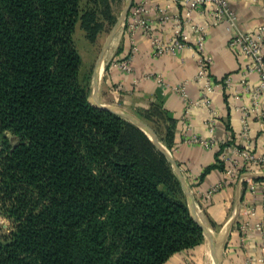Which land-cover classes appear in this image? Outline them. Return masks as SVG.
Returning a JSON list of instances; mask_svg holds the SVG:
<instances>
[{
    "label": "trees",
    "instance_id": "16d2710c",
    "mask_svg": "<svg viewBox=\"0 0 264 264\" xmlns=\"http://www.w3.org/2000/svg\"><path fill=\"white\" fill-rule=\"evenodd\" d=\"M104 23L107 0H0V264H163L203 241L165 156L88 103L72 34ZM153 115L136 118L170 152Z\"/></svg>",
    "mask_w": 264,
    "mask_h": 264
},
{
    "label": "crops",
    "instance_id": "0c3cea01",
    "mask_svg": "<svg viewBox=\"0 0 264 264\" xmlns=\"http://www.w3.org/2000/svg\"><path fill=\"white\" fill-rule=\"evenodd\" d=\"M143 1L149 6L165 8L168 18L179 16L173 0H132V4ZM225 1L236 16L235 30L250 33L264 27V0ZM207 12L208 8L201 6L191 14V24H206ZM146 19L156 37L170 40L172 19L159 22L160 15L153 11L146 14ZM183 31L188 38L187 48L176 56L156 58L151 55L147 38L135 31L132 42L136 49L129 61L130 71L125 73L119 69L118 62L128 54L131 42L122 28L113 37L110 43L113 50L104 60L107 69L101 79L100 93L107 106L135 117L150 112V120H156L153 113L158 111L173 121L170 154L190 191L197 219L217 240L224 238L220 264H264V192L250 194L246 190L251 181L264 183V163L257 169L240 170L232 176L225 175L223 163V170L214 167L202 175L205 168L217 165L224 142L237 148L246 147L256 155L262 153L264 96L253 98L252 95L258 77L254 73L246 74L248 59L228 49L231 31L224 24L208 28L201 53L192 48L194 37L190 27H184ZM201 56L209 58L207 73L216 85L208 96L209 106L196 104L200 89L195 74ZM224 80L227 82L223 83ZM177 89H183V93ZM191 137L212 140L213 144L204 149L184 142ZM215 186L217 190L206 198L205 194ZM5 223H1L2 229L7 228ZM212 256L213 246L203 237L200 246L175 253L163 264H213Z\"/></svg>",
    "mask_w": 264,
    "mask_h": 264
},
{
    "label": "built area",
    "instance_id": "2783aa9c",
    "mask_svg": "<svg viewBox=\"0 0 264 264\" xmlns=\"http://www.w3.org/2000/svg\"><path fill=\"white\" fill-rule=\"evenodd\" d=\"M179 8V16L168 18L166 16V9L149 6L147 2L143 1L130 5L129 11L122 23V28H125L131 42V48L125 58L118 62V67L122 72L128 73L130 71L129 61L132 54L135 52L134 43L132 42V35L135 31H140L144 37L147 38L151 50L152 57L160 56H176L184 48H187L188 38L183 31V28L189 26L193 37V50L197 53L203 51V44L205 35L210 27H215L221 24L226 26L228 31H231L227 47L229 50L236 51L246 59L248 64L245 66V72L254 73L258 77L257 84L253 89V98L258 95L264 96V27L259 26L255 31L250 33L238 32L236 29V16L231 11L225 0H173ZM201 6L207 7L208 22L203 25L191 24V14L197 11ZM150 11L160 15L159 22L165 23L172 19L173 34L170 40L161 41L152 32L150 24L147 22L146 14ZM209 58L201 56L198 59L195 82L199 85V100L196 104L209 106L208 96L213 92V87L216 86L209 79L207 69ZM160 83V79L156 78ZM224 80L223 83H226ZM222 86H224L222 84ZM183 93V89H177ZM212 130L209 129V132ZM187 144H195L209 149L213 144L212 140H203L201 138L191 137L184 140ZM223 150L226 154L220 155V160L225 163V175H236L240 170L257 169L264 163V149L260 155H256L248 148H237L227 142L222 144ZM218 186L212 188L205 194L206 198L216 191ZM247 192L254 194L256 191L264 192V183L258 181H251L247 188ZM4 220L0 218V225ZM256 230H260L259 225H255Z\"/></svg>",
    "mask_w": 264,
    "mask_h": 264
},
{
    "label": "water",
    "instance_id": "95a60500",
    "mask_svg": "<svg viewBox=\"0 0 264 264\" xmlns=\"http://www.w3.org/2000/svg\"><path fill=\"white\" fill-rule=\"evenodd\" d=\"M132 3V0H127L126 6L123 8V10L120 12L117 20L115 21V23L113 24V26L111 27L107 38L104 42V44L102 45V47L100 48V51L96 57L95 60V64H94V68H93V74H94V83L91 89V93H90V98H88V103L90 106L94 107V108H98L101 110H106L109 111L115 115H118L120 117H122L123 119L127 120L130 124L134 125L135 127H137L149 140V142L153 145V147L159 151L161 154H163L165 156V158L168 160V162L170 163V166L173 170V173L180 185V188L183 192V195L185 197V201L187 204V208H188V212L190 215V218L197 224V226L200 228L203 237L212 244L213 246V264H220L221 262V244H222V240H217L216 237H214L197 219L195 212L193 210V203L191 200V194L190 191L188 189V187L185 185L180 172L170 154V152H168L156 139L155 135L153 134V132L142 122L140 121L138 118H136L135 116L128 114V113H124L121 110H117L115 108H112L110 106L107 105H103V104H98L95 102V99L98 95L99 92V86L101 83V79H102V74H100V63L103 61V57L104 54L106 52V50L108 49L113 37L115 36L119 26L122 25L127 11L130 8V5ZM103 70V69H102ZM228 231V228H227ZM226 231V233H227ZM226 235V234H225Z\"/></svg>",
    "mask_w": 264,
    "mask_h": 264
},
{
    "label": "rangeland",
    "instance_id": "374dc122",
    "mask_svg": "<svg viewBox=\"0 0 264 264\" xmlns=\"http://www.w3.org/2000/svg\"><path fill=\"white\" fill-rule=\"evenodd\" d=\"M107 3L109 6V15L111 17V24L107 25L106 23H104L102 30L100 31L99 34H97L95 40L92 43H89L88 41H86V39L84 38V33L79 29L78 24H75L74 29H73V34H72V41H73L74 47L80 59L79 70H78L79 75L81 77L89 76L90 93H91V89L94 83L93 68H94L96 57L100 51V48L104 44L111 27L117 20L120 12L126 6L127 0H107ZM121 30H122V26H119L116 34H118ZM112 50H113V46L110 45L106 51V54H104L103 66L105 63L104 62L105 58L106 59L108 58ZM100 72H101V66H100ZM101 74L102 76L104 75L103 70ZM90 93H89V96H90ZM89 96L88 98H90ZM106 101L107 100L104 99V97L101 95L100 90H99L98 95L95 99V102L98 104L107 105L108 102ZM5 224L7 225V223Z\"/></svg>",
    "mask_w": 264,
    "mask_h": 264
},
{
    "label": "bare ground",
    "instance_id": "6f19581e",
    "mask_svg": "<svg viewBox=\"0 0 264 264\" xmlns=\"http://www.w3.org/2000/svg\"><path fill=\"white\" fill-rule=\"evenodd\" d=\"M100 66H101V72L100 74L102 73V69H103V61L100 63Z\"/></svg>",
    "mask_w": 264,
    "mask_h": 264
}]
</instances>
